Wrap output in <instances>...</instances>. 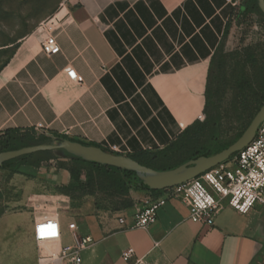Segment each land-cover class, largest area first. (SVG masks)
<instances>
[{"label": "crops", "instance_id": "0c3cea01", "mask_svg": "<svg viewBox=\"0 0 264 264\" xmlns=\"http://www.w3.org/2000/svg\"><path fill=\"white\" fill-rule=\"evenodd\" d=\"M236 12L225 0H76L64 6L53 32L59 53L44 55L32 32L0 70V133L42 124L48 137L114 145L123 156L164 153L161 163L174 165L183 132L205 118L213 56ZM68 68L81 76L80 84L67 78ZM56 163L24 166L9 178L22 194L18 203L30 209L23 221L30 239L35 221L57 217L60 243L48 248L71 250L88 236L81 264H128L121 260L127 248L150 264H264L259 207L246 215L224 207L206 226L191 222L185 204L170 198L148 229H126L118 219L130 224L148 192L130 190L133 205L119 212H97L92 202L71 209L58 191L69 173ZM47 188L55 191H42ZM26 257L18 251L13 263L38 264V255Z\"/></svg>", "mask_w": 264, "mask_h": 264}, {"label": "built area", "instance_id": "2783aa9c", "mask_svg": "<svg viewBox=\"0 0 264 264\" xmlns=\"http://www.w3.org/2000/svg\"><path fill=\"white\" fill-rule=\"evenodd\" d=\"M225 1L236 9L241 3V0ZM57 23L58 19L54 14L41 21L33 31L41 52L46 56L56 55L60 51L53 34ZM66 76L73 83L82 82L81 76L72 68L66 70ZM34 131L37 135L48 137L42 124L36 125ZM107 149L112 153L122 154L117 146L112 145ZM170 198H179L185 204L191 222L206 226L213 225L216 216L224 207L242 215L256 207L264 210V120L253 140L227 161L181 185L161 190L157 195L148 193L133 221L126 224L124 218H119L118 223L126 229L146 230L156 222L157 211ZM68 229L73 231L76 228L74 224H69ZM60 239L61 228L56 216L48 215L35 221L33 240L40 247L38 264H81V251L91 243L90 237L78 239L71 250L47 247L57 246ZM121 260L128 264H150L145 256H138L132 248L121 252Z\"/></svg>", "mask_w": 264, "mask_h": 264}, {"label": "rangeland", "instance_id": "374dc122", "mask_svg": "<svg viewBox=\"0 0 264 264\" xmlns=\"http://www.w3.org/2000/svg\"><path fill=\"white\" fill-rule=\"evenodd\" d=\"M75 2L76 0H0V67L13 54L19 42L30 35L41 21L56 14L64 6H71ZM220 54L223 64L214 73L217 79L215 86L219 88L217 114L219 113L221 118L218 140L229 142L246 125L249 115L254 113L262 95L255 78L257 70L262 69L264 65V21L260 16L256 14L242 16L237 12L234 13L220 47ZM251 55L257 57L258 69H254L249 64ZM236 72L242 73L249 79L254 85V92H257L254 98L251 95L245 96L249 100V109L245 113H242L236 103H233L239 97L233 89L232 82V75ZM213 113L216 114V112ZM210 134L211 129L203 133L201 143H205ZM191 159L193 158L185 156L183 163ZM10 177L9 172L0 170V218L2 217L0 262L2 264H16L13 260L18 251L26 253L27 259L38 255L40 251V247L30 239L27 230L23 227L24 218L30 209L18 203L22 194L10 185ZM51 189L42 191L47 193L55 191L54 188ZM89 202L94 204V198L91 196L69 198L71 209L81 208ZM19 264L25 263L21 261Z\"/></svg>", "mask_w": 264, "mask_h": 264}, {"label": "trees", "instance_id": "16d2710c", "mask_svg": "<svg viewBox=\"0 0 264 264\" xmlns=\"http://www.w3.org/2000/svg\"><path fill=\"white\" fill-rule=\"evenodd\" d=\"M237 13L242 16L256 14L264 21V16L258 9L256 0H241ZM228 28L225 31V34L228 32ZM7 61L0 67V70L6 65ZM222 64L223 59L219 48L213 56V67L209 70V81L205 92V118L202 122L194 123L183 132L179 140V144H182L180 148H183V151L179 156L180 159L177 161V163L179 162L177 165L172 167L165 162L161 163L162 161L160 158L165 156L164 153L151 154L144 152L134 155H126V157L137 162L141 166L157 171H164L173 169L174 167L182 164L185 156H189L193 159L201 156H211L233 144L242 135L255 113L264 103V65L262 69L257 70L255 73L258 89L262 93L260 103L256 105L254 113L249 115L246 125L239 132H237L229 142H219L218 128L221 123L219 113L217 114L219 106V103H217L219 98V88L218 86H215L217 79L214 73L217 72V69ZM249 64L253 66L254 69H258L256 66L257 57L255 55H251L249 58ZM232 82L233 89L236 91L237 96H239L235 99V101H233V103H236V106L239 107L240 111L245 113L249 109V100L245 98V96L251 95L254 98L257 92H254V85H252L250 80L245 78L242 73H234L232 75ZM240 98H242V100H239ZM213 112H216V114ZM208 129H211V134L205 143H201L202 135ZM61 140L69 139L63 136L47 137L44 135H37L33 129L25 131H20L18 129H6L0 133V153L15 151L25 147L37 146L41 144H50ZM80 144L97 147L106 153L119 155L97 145L84 143ZM51 160L57 162L56 165L58 168L65 169L69 173V181L59 188V192L69 198H71V196L93 197L94 209L97 212L112 213L129 209L133 205V202L129 197L130 190H144L152 195H157L161 192L148 191L139 187V180L132 172L122 171L113 167L91 164L73 158L62 159L56 157L52 152H36L17 157L4 162L0 167V170H5L13 175L20 173L21 168L24 166L38 168L42 164L48 163Z\"/></svg>", "mask_w": 264, "mask_h": 264}, {"label": "water", "instance_id": "95a60500", "mask_svg": "<svg viewBox=\"0 0 264 264\" xmlns=\"http://www.w3.org/2000/svg\"><path fill=\"white\" fill-rule=\"evenodd\" d=\"M258 9L264 16V0H256ZM264 120V103L252 118L242 135L229 147L211 156L191 159L177 167L164 171L153 170L139 165L123 155H113L100 148L85 146L78 142L61 140L50 144L25 147L15 151L0 153V167L4 162L36 152H52L58 158H73L83 162L113 167L132 172L139 180L138 186L148 191H161L181 185L200 174L227 161L233 154L245 148L254 138L259 125Z\"/></svg>", "mask_w": 264, "mask_h": 264}]
</instances>
